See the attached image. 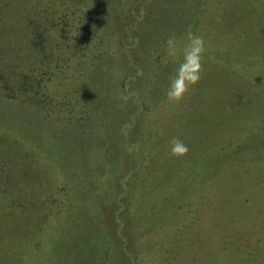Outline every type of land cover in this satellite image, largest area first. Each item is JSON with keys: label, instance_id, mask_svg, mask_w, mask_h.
<instances>
[{"label": "rangeland", "instance_id": "374dc122", "mask_svg": "<svg viewBox=\"0 0 264 264\" xmlns=\"http://www.w3.org/2000/svg\"><path fill=\"white\" fill-rule=\"evenodd\" d=\"M147 1L0 0V264H264V0Z\"/></svg>", "mask_w": 264, "mask_h": 264}, {"label": "trees", "instance_id": "16d2710c", "mask_svg": "<svg viewBox=\"0 0 264 264\" xmlns=\"http://www.w3.org/2000/svg\"><path fill=\"white\" fill-rule=\"evenodd\" d=\"M151 0H148L144 6H146L148 3H150ZM143 5H141V8H137L138 11H136L135 13H132L131 16L128 17V21L126 25H121V27L123 28L122 30H124V37L123 40L125 41L124 44V51H122V57H125V54H127V58L130 60L131 58V49L135 46L134 44H136V42L139 40V38L141 37V33L139 32V30H137V27L139 26V24L143 21L145 14L142 11V8L144 7ZM131 19L133 22H131ZM123 57V58H124ZM130 63H132V61H129ZM137 116V113L134 115ZM123 130L120 131L121 134V141H122V145H123V149L127 146H130L129 144H131L130 137H132V135L134 134V130L136 128L135 126V122L133 121L132 118H130V120H128V122H124L123 123ZM127 128V129H126ZM129 132H131L132 134H129ZM129 137V138H128ZM130 148H132V146H130ZM58 155V153H56ZM121 192L123 194L126 193V189L123 188L121 190ZM122 194V196H124ZM120 198V197H119ZM122 224V223H121Z\"/></svg>", "mask_w": 264, "mask_h": 264}, {"label": "clouds", "instance_id": "9594fccd", "mask_svg": "<svg viewBox=\"0 0 264 264\" xmlns=\"http://www.w3.org/2000/svg\"><path fill=\"white\" fill-rule=\"evenodd\" d=\"M188 39H189L190 45L193 46L194 50H196L198 53H202L204 51V41L201 37L194 36L191 33H189ZM170 95H171V93H170ZM173 144H174V146L172 148L173 154H176L178 151H181V152L187 151V147L184 146L180 141L175 140V141H173ZM176 145H179V148H177Z\"/></svg>", "mask_w": 264, "mask_h": 264}]
</instances>
